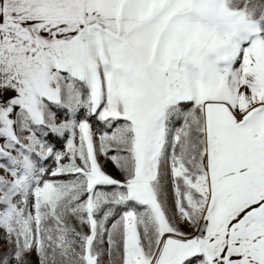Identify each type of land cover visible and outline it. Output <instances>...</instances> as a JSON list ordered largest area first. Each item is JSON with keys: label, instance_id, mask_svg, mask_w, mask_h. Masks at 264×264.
I'll return each mask as SVG.
<instances>
[{"label": "snow or ice", "instance_id": "6c2138e0", "mask_svg": "<svg viewBox=\"0 0 264 264\" xmlns=\"http://www.w3.org/2000/svg\"><path fill=\"white\" fill-rule=\"evenodd\" d=\"M0 264H264V0H0Z\"/></svg>", "mask_w": 264, "mask_h": 264}]
</instances>
